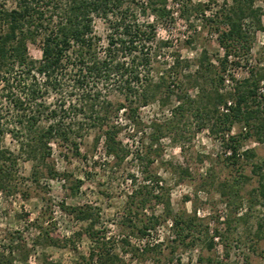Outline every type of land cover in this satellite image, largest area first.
<instances>
[{
    "label": "trees",
    "instance_id": "16d2710c",
    "mask_svg": "<svg viewBox=\"0 0 264 264\" xmlns=\"http://www.w3.org/2000/svg\"><path fill=\"white\" fill-rule=\"evenodd\" d=\"M255 1L222 0L216 11L206 15L209 7L192 0H11V6L8 0H0V192L10 189L13 173H20L22 162L30 163L33 182L41 175L60 177L52 161L53 147L61 156L86 159L79 145L91 134L93 146L101 143L104 156L116 166L129 156L148 166L157 156L159 140L175 132L183 118H192L197 132L206 130L220 139L232 165H238L241 158H254L252 151L239 152V142L251 136V131L264 134L260 120L264 97L259 95L264 77L250 69L241 80L228 75V89L223 83L226 67H239L249 53L253 35L245 22L261 28V10ZM176 18L189 25L191 18H197L215 33L221 49L217 70L205 50L193 68L179 54L166 55L169 43L158 38L157 27ZM96 21L105 25L104 36L96 33ZM28 45L38 48L39 59L29 55ZM171 98L175 105L169 118L150 124L146 150L130 151L122 136L138 134L140 110L152 103L163 107ZM235 124L244 125L245 135H230ZM6 138L11 147L4 144ZM263 165L264 161L253 163L252 172L264 173ZM142 168L139 182L130 177L133 189L124 217L133 214L134 221L126 222L137 238H143L164 216L170 221L173 240L183 244L194 232L193 220L172 214L159 178L144 175L149 172ZM60 178L68 181L66 176ZM80 184V180L70 183L72 194ZM157 206L161 217L154 213ZM67 209L87 223L86 236L92 243L89 260L121 264L119 255L108 248L104 233L95 230V213L87 206ZM144 211L150 214L145 220L139 217ZM32 226L37 230L36 244L54 243L47 227L36 222ZM123 242L130 246L127 240ZM159 247V243L148 244L142 251ZM134 251L131 246L130 252Z\"/></svg>",
    "mask_w": 264,
    "mask_h": 264
},
{
    "label": "rangeland",
    "instance_id": "374dc122",
    "mask_svg": "<svg viewBox=\"0 0 264 264\" xmlns=\"http://www.w3.org/2000/svg\"><path fill=\"white\" fill-rule=\"evenodd\" d=\"M192 1L205 3L209 7L206 15L222 4V0ZM7 6H11V0ZM255 6L261 10V28L255 29L245 22L253 41L239 67H226L225 89L231 85L228 75L241 80L251 69L264 77V2L256 0ZM208 27L197 18H191L190 25L176 18L174 23L158 26L157 35L169 43L164 49L167 56L179 54L193 68L205 50L217 70L216 59L220 58L221 49L215 33ZM95 30L104 36L105 25L96 21ZM28 52L33 59H39L36 46L28 45ZM259 95L264 97V78L259 83ZM174 105L171 98L163 107L152 103L140 110L142 124L138 134L133 138L122 136L130 151L146 150L151 122L168 119ZM260 120L264 122V113L260 114ZM243 126L235 124L230 135H245L247 129ZM250 133L251 136L241 138L239 152L252 151L254 158H241L238 165L226 160L228 153L220 139L206 130L197 132L192 118L181 119L175 132L159 140L157 156L148 166L145 161L139 165L132 156L116 166L104 156L101 143L93 146L92 134L79 145L86 159L70 154L61 156L60 150L53 147V164L58 174L66 176L68 181L61 176L50 179L41 175L38 182H33L29 177L30 163L22 162L20 173H13L10 189L0 192V264H95L89 260L92 243L86 236L87 223L77 220L67 209L82 206L95 213V230L104 233L108 248L119 255L121 264H264V199L261 196L264 173L252 172L253 163L264 161V134ZM4 144L11 147L10 139L6 138ZM142 167L149 172L144 175L159 178L172 214L193 220L194 232L183 239V244L173 240L170 221L164 220V216L162 223L143 238H137L135 230L126 222V219L134 221L133 214L124 217L127 197L133 189L130 177L139 182ZM75 180L81 184L72 194L70 183ZM154 213L161 217L160 206ZM139 215L144 220L150 216L149 211ZM34 222L49 229L53 244L34 242L37 233L32 226ZM191 240L195 241L192 246L184 244ZM157 243L160 247L156 250L142 251L144 246ZM131 246L135 249L133 253Z\"/></svg>",
    "mask_w": 264,
    "mask_h": 264
}]
</instances>
